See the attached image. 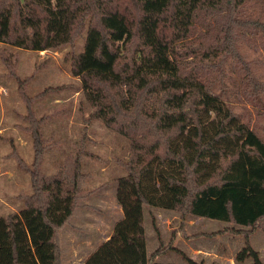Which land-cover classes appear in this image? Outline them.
<instances>
[{"label":"trees","instance_id":"1","mask_svg":"<svg viewBox=\"0 0 264 264\" xmlns=\"http://www.w3.org/2000/svg\"><path fill=\"white\" fill-rule=\"evenodd\" d=\"M251 2L264 4L0 0V43L43 51L84 38L71 72L94 108L88 119L130 140L126 174L117 179L123 217L85 264H179L157 260L177 249L172 243L148 254L146 205L177 211L182 219L231 222V232L245 236L236 262L264 264L250 241L252 232L264 229V129L237 112L232 100L258 85L239 50L245 36H264V19L249 12ZM230 62L245 70L243 79L228 76ZM20 92L34 147L32 192L22 209L0 216V264H62L59 231L78 208L86 177L81 154L70 168L42 170L43 120L32 108L34 97L23 85ZM256 99L257 93L249 95L250 102ZM184 259L203 264L188 254Z\"/></svg>","mask_w":264,"mask_h":264},{"label":"rangeland","instance_id":"2","mask_svg":"<svg viewBox=\"0 0 264 264\" xmlns=\"http://www.w3.org/2000/svg\"><path fill=\"white\" fill-rule=\"evenodd\" d=\"M249 12L264 19V4L251 2ZM84 45L83 37L74 44L43 51L0 43V216L18 212L25 206V196L32 192L30 168L34 147L28 130V105L20 92L23 85L26 93L34 97V113L43 120L41 131L47 149L41 163L42 170L53 174L70 168L77 153L81 154V171L86 177L82 181L77 217L73 222L81 225L85 212L94 218L96 227L80 233L79 246L90 235H93L94 242L101 244L100 238L123 217L117 200V179L126 174L123 163L130 158L127 136L98 118L88 119L94 108L86 99L80 78L71 72L73 55L82 52ZM239 50L258 85L257 88L248 87L246 96L238 91L232 100L235 110L248 114L251 123L262 131L264 36H245ZM230 63L228 76L243 79L245 70L236 67L237 62ZM21 81H25L24 84ZM231 82L230 79L228 84L232 87ZM255 93L259 99L250 102L249 95ZM144 220L148 254L169 243L180 249L167 250L158 256V261L187 264L184 254H188L203 264L250 262L235 260L237 252L245 246V236L232 233L231 222L193 215L182 219L177 211L148 205L144 207ZM250 241L264 262V229L257 228L252 232ZM63 251L67 255L65 248Z\"/></svg>","mask_w":264,"mask_h":264},{"label":"crops","instance_id":"3","mask_svg":"<svg viewBox=\"0 0 264 264\" xmlns=\"http://www.w3.org/2000/svg\"><path fill=\"white\" fill-rule=\"evenodd\" d=\"M76 214H77V210L75 211L74 215L70 219V221H71L70 225L68 227H65L66 226L65 225L59 231L62 264H85V261L87 260V258L99 247L98 246L99 243L94 242L93 235L85 237L84 238L85 242L83 243V245L79 246L78 242L81 241L80 233L83 231L88 232L89 228L94 229L96 226H95V223L93 221L94 218L92 216H90V214L85 213V212H83V215L81 217V220H82L81 225L82 226L81 225L77 226L73 222L74 218L77 217ZM120 219H118L117 221H119ZM117 221H116V223H117ZM115 224H114V227H115ZM114 227H113V229H114ZM113 229L109 233L104 234L100 238L102 243L111 236ZM101 244H99V245H101ZM173 246H174V244H173ZM63 248H65L67 255L66 254L64 255ZM199 252H200V250H199ZM193 259H195V258H193Z\"/></svg>","mask_w":264,"mask_h":264}]
</instances>
